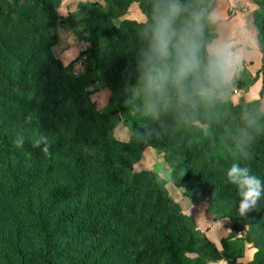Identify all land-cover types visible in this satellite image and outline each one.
Returning a JSON list of instances; mask_svg holds the SVG:
<instances>
[{
	"label": "trees",
	"instance_id": "1",
	"mask_svg": "<svg viewBox=\"0 0 264 264\" xmlns=\"http://www.w3.org/2000/svg\"><path fill=\"white\" fill-rule=\"evenodd\" d=\"M62 1L0 0V264H237L229 238L219 250L198 237L158 178L134 168L147 147L170 165L183 196L227 220L231 237L245 232L252 264H264V196L240 216L224 178L238 162L264 179V103L216 95L227 61L206 48L212 0H179L178 28L196 14L199 69L183 92L169 82L151 96L142 77L162 0H100L107 9L97 1L75 12L89 27V79L53 52ZM257 2L264 21V0ZM132 3L144 21L124 17ZM128 111L129 139L118 140L115 115ZM41 133L48 152L32 147Z\"/></svg>",
	"mask_w": 264,
	"mask_h": 264
},
{
	"label": "rangeland",
	"instance_id": "2",
	"mask_svg": "<svg viewBox=\"0 0 264 264\" xmlns=\"http://www.w3.org/2000/svg\"><path fill=\"white\" fill-rule=\"evenodd\" d=\"M97 1L107 9V5L100 0H63L58 8L62 20L58 28L59 42L53 52L65 64L71 63L73 73L84 79L90 78L94 60L89 53H83L88 46L89 27L84 18L75 15V12L82 5ZM124 17L135 21L146 19L139 3H132ZM207 19L205 28L208 29L209 42L206 48L217 58L227 61L223 87L216 90V95L223 102L230 100L241 106L257 99H262L264 103V21L260 14V3L257 0H212ZM103 97H100L99 107L105 106ZM103 109L110 111L116 107L109 105ZM129 116L130 111L115 115L114 135L118 140L129 139L130 131L125 124V118ZM134 168L158 178L182 212L189 217L192 230L198 237H206L219 250L221 239L227 237L232 253L238 258L237 264H252L256 249L245 240V232L231 237L232 231L227 220H214V214L207 211L206 203H196L184 197L183 189L171 179L170 165L155 147L144 149ZM210 264L228 262L219 260Z\"/></svg>",
	"mask_w": 264,
	"mask_h": 264
},
{
	"label": "clouds",
	"instance_id": "3",
	"mask_svg": "<svg viewBox=\"0 0 264 264\" xmlns=\"http://www.w3.org/2000/svg\"><path fill=\"white\" fill-rule=\"evenodd\" d=\"M185 9L179 0H162L154 9V25L149 37V48L146 55L143 74L144 87L151 95H162L166 84L172 83L183 92L185 81L199 69L197 55V33L199 25L196 14L183 27H177L176 18ZM174 56V65H169ZM206 91V89H202ZM25 138L16 139L18 147H22ZM32 147L43 152L49 151V137L43 133L32 140ZM225 180L234 185L238 194L236 211L245 216L257 210L258 202L264 196V179L252 174L247 167L238 162L232 163L224 174Z\"/></svg>",
	"mask_w": 264,
	"mask_h": 264
}]
</instances>
